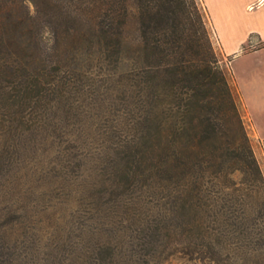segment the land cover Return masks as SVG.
<instances>
[{"label":"trees","instance_id":"obj_1","mask_svg":"<svg viewBox=\"0 0 264 264\" xmlns=\"http://www.w3.org/2000/svg\"><path fill=\"white\" fill-rule=\"evenodd\" d=\"M210 24L199 0H0L3 116L18 113L21 125L33 128L31 116L83 88L80 75L87 78L97 56L111 61L132 90L136 137L116 143L102 196L119 206L137 202L144 186L163 192L164 210L145 222L142 238L155 247L134 248L138 264H151L172 228L188 252L227 264L221 247L230 236L228 201L215 207L214 176L236 169L262 175ZM136 207L128 205L125 219ZM204 240L209 245L197 244ZM94 252L89 264H120L109 237Z\"/></svg>","mask_w":264,"mask_h":264},{"label":"rangeland","instance_id":"obj_2","mask_svg":"<svg viewBox=\"0 0 264 264\" xmlns=\"http://www.w3.org/2000/svg\"><path fill=\"white\" fill-rule=\"evenodd\" d=\"M28 6L34 12V5ZM210 21L211 41L236 93L262 174L236 169L214 176L215 207L222 208L226 199L231 222L226 247H216L227 264H264V152L234 76H241L247 59L223 53ZM116 70L97 56L87 78L80 75L83 88H71L70 99L55 102L53 111L31 116V129L21 125L18 113L0 112V124H5L0 129V264H89L94 249L108 237L121 251L120 264H138L131 256L134 248L155 247L144 245L142 238L145 222L164 210L163 192L144 186L137 202L133 197L119 206L108 194L102 196L112 176L106 164L116 155V143L136 137L132 90ZM134 203L128 221L125 211ZM181 237L179 228L168 231L151 264L222 263L207 253L188 252Z\"/></svg>","mask_w":264,"mask_h":264},{"label":"crops","instance_id":"obj_3","mask_svg":"<svg viewBox=\"0 0 264 264\" xmlns=\"http://www.w3.org/2000/svg\"><path fill=\"white\" fill-rule=\"evenodd\" d=\"M202 2L210 14L223 53L233 56V60L236 56L247 59L241 76H234L264 152V0Z\"/></svg>","mask_w":264,"mask_h":264}]
</instances>
